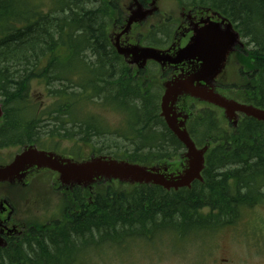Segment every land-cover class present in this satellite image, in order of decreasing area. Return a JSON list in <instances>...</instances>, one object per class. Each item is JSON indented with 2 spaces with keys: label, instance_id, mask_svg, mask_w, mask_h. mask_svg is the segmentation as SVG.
<instances>
[{
  "label": "trees",
  "instance_id": "1",
  "mask_svg": "<svg viewBox=\"0 0 264 264\" xmlns=\"http://www.w3.org/2000/svg\"><path fill=\"white\" fill-rule=\"evenodd\" d=\"M37 1L0 0L5 146L42 147L43 140L56 138L78 143V160L90 151L145 166L180 154L183 147L159 117L156 65L135 73L108 50V24H123L118 0ZM176 1L215 11L238 31L246 43L233 57L246 72L240 70L241 85L230 87L233 98L264 109V0ZM160 35L170 38L168 30ZM164 76L159 72V79ZM34 83L42 86L46 104L40 116L29 118ZM107 111L125 115L124 131L112 129ZM189 134L198 147L211 146L202 182L177 191L138 185L118 190L113 182L97 183L95 189L102 187L91 194L77 188L63 200L58 218L33 226L21 242L0 250V264H78L93 247L116 249L150 242L156 234L182 238L187 232L217 231L231 226L242 207L264 201L263 122L243 117L227 131L218 125L216 111L196 110Z\"/></svg>",
  "mask_w": 264,
  "mask_h": 264
},
{
  "label": "water",
  "instance_id": "2",
  "mask_svg": "<svg viewBox=\"0 0 264 264\" xmlns=\"http://www.w3.org/2000/svg\"><path fill=\"white\" fill-rule=\"evenodd\" d=\"M136 9L131 10L128 16L125 32L133 23L145 21L148 16L157 10L154 1L151 8L143 10L142 6L134 0ZM218 16V15H217ZM226 21L222 19V24ZM202 28L194 30L187 44L178 49L174 57L166 52L151 47L134 45L119 48L117 52L128 64H136L139 68L145 66L148 61L164 66L165 64L177 65L183 61L195 59L200 62L199 70L185 77H175L163 84L164 92L160 100V117L163 118L167 128L184 146L185 168L176 176H166L161 171L165 167H146L139 164H131L126 161L115 160L107 157H94L83 161L61 159L52 153L38 151L29 147L7 166L0 168V181H9L20 171L36 166L41 169H49L58 173V180L62 185H77L90 187L98 180L117 181L129 185H156L165 190L187 187L195 180L202 181L201 171L204 167V155L208 147L196 148L185 130L186 115L175 113V104L179 99L190 97L192 99L213 105L223 110L226 120L236 126L238 114L264 122V110L252 105L242 104L215 92L211 82L221 74L228 54L235 45L242 46L238 33L228 22L224 29L220 25L206 22ZM205 83L201 85L200 83ZM2 106L0 104V118ZM178 117L182 121L178 122Z\"/></svg>",
  "mask_w": 264,
  "mask_h": 264
},
{
  "label": "rangeland",
  "instance_id": "3",
  "mask_svg": "<svg viewBox=\"0 0 264 264\" xmlns=\"http://www.w3.org/2000/svg\"><path fill=\"white\" fill-rule=\"evenodd\" d=\"M44 1L38 0L37 2L43 3ZM130 3L131 0H119L122 10H126ZM157 7L159 10L157 15L140 28L141 35L138 37V41L142 43L148 38L160 45L165 43L162 36L151 39L150 34L158 32L159 25L177 21L181 6L176 0H157ZM185 8L187 9V7ZM46 9L48 8L46 7ZM107 31L109 34L112 33L111 24H108ZM233 64V61L230 60L223 73L222 88L220 89L228 98H233L235 94L230 87L242 84V78L239 77L241 75L240 70L246 72L245 67H241L239 64L234 66ZM155 75L158 76V81L161 83L159 71H155ZM33 87L35 88L31 90L29 102L31 107L26 114L29 118L40 116L39 112L46 104L42 86H37L34 83ZM187 104L188 111L191 113L206 107L192 102ZM217 113L218 125L227 131L230 130V126L222 119L221 112ZM104 118L113 130L124 131L125 115L116 111H107L104 112ZM45 131L46 129H42L44 135H46ZM117 143L122 144L121 140H117ZM23 146L3 148L0 154L6 156L10 153H17ZM36 147L42 150L55 151L64 156L74 154L73 158H77L76 156L80 154L77 149L78 143L56 138L43 140L42 147L37 145ZM86 149L81 150V153L83 154ZM86 155L87 153H84L82 157H88ZM178 155L169 163H176L179 159ZM54 180L55 176L51 173L39 175L26 190L30 198V222L34 227L45 225L58 218L62 212L61 199L64 200L65 193L60 200L57 198L46 200V194L52 188ZM95 186L90 189L91 193L102 187L99 186L95 189ZM112 187L118 190H128L125 186H120L117 183H112ZM240 210L239 217L231 226L217 231L195 235L186 234L182 238L175 239L169 235H163L150 242H134L116 249L106 245L100 248L93 247L87 250L84 258L79 259L78 264H264V201L253 207H242Z\"/></svg>",
  "mask_w": 264,
  "mask_h": 264
},
{
  "label": "flooded vegetation",
  "instance_id": "4",
  "mask_svg": "<svg viewBox=\"0 0 264 264\" xmlns=\"http://www.w3.org/2000/svg\"><path fill=\"white\" fill-rule=\"evenodd\" d=\"M140 2V1H139ZM144 8H148V0H145L144 3L140 2ZM127 15V14H126ZM124 14L123 23L125 25L127 16ZM126 16V18H125ZM177 21L166 24L169 25L168 32L171 33V41L169 45L160 47L161 50H168L170 56H175L176 51L183 47L192 36L194 30L200 29L204 26L207 20H210L213 23H219L220 19L216 16L210 15L198 8H180ZM140 24H134L131 26L130 31L122 33V27L119 25L112 26V33L110 34V42L112 46L118 44L119 46H129L132 43H138L134 39L133 30L136 29ZM121 36L118 37L116 35ZM112 48V49H111ZM108 50L115 51L114 47H111ZM233 50L228 56L227 63L233 61L234 64L238 62L233 59L234 52ZM115 59H117L115 57ZM119 63H121L119 61ZM124 64V63H122ZM233 64V65H234ZM159 66V65H158ZM200 62L195 59L183 61L177 65H164L159 66L161 73L165 76L162 78V82L171 80L175 77H185L186 75L193 74L199 70ZM134 68L135 67H131ZM226 69V68H225ZM225 70L222 71L221 75L217 76L212 82L211 85L218 91L220 85H222V76ZM164 84V83H163ZM201 85L205 83H200ZM219 92V91H218ZM186 107L181 102L176 104V112L185 113ZM241 117V116H240ZM238 117L237 120L240 119ZM188 120L186 123L187 128ZM6 143L2 141L1 145L4 146ZM4 148V147H3ZM1 149V147H0ZM24 147L15 154H8L2 156L0 154V167H4L12 162L14 157L23 151ZM177 168L169 167L167 174H176L181 169L176 170ZM51 173L55 176L54 182H52V188L47 192L46 200L49 198L61 199L62 195L65 192H71V194L76 193V186H60L57 181L56 174L48 170L38 169L36 167H30L26 171L20 173L18 177H14L11 181L0 182V250L10 248L16 243L21 242V237L26 235L29 230L32 228L30 223L29 209H30V198L26 193V190L29 189L30 185L34 183L39 175ZM21 176V177H20ZM67 193H65L66 195Z\"/></svg>",
  "mask_w": 264,
  "mask_h": 264
},
{
  "label": "bare ground",
  "instance_id": "5",
  "mask_svg": "<svg viewBox=\"0 0 264 264\" xmlns=\"http://www.w3.org/2000/svg\"><path fill=\"white\" fill-rule=\"evenodd\" d=\"M127 16V15H126ZM171 34V33H170ZM111 38V37H110ZM166 50V49H165ZM160 80V79H159ZM231 98V97H230ZM188 105V104H187ZM221 115H222V113H221ZM196 144V143H195ZM179 160V159H178Z\"/></svg>",
  "mask_w": 264,
  "mask_h": 264
}]
</instances>
